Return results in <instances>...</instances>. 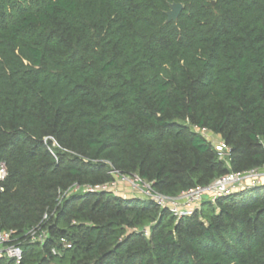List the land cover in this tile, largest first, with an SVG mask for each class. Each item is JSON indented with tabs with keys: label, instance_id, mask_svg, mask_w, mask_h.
<instances>
[{
	"label": "trees",
	"instance_id": "trees-1",
	"mask_svg": "<svg viewBox=\"0 0 264 264\" xmlns=\"http://www.w3.org/2000/svg\"><path fill=\"white\" fill-rule=\"evenodd\" d=\"M2 161L20 264H264V184L179 218L112 188L68 194L111 170L177 196L262 167L264 0H0Z\"/></svg>",
	"mask_w": 264,
	"mask_h": 264
},
{
	"label": "built area",
	"instance_id": "built-area-1",
	"mask_svg": "<svg viewBox=\"0 0 264 264\" xmlns=\"http://www.w3.org/2000/svg\"><path fill=\"white\" fill-rule=\"evenodd\" d=\"M214 147L220 153L226 154L229 147L224 143L214 144ZM114 176V181L101 186H84L86 190L92 191L99 188L115 189L117 182H126V184L140 198H145L153 201L159 208H168L170 213L179 218L184 215L191 214L196 209V202L199 206L202 201L210 200L215 202L218 197L226 196L230 193L241 191L250 187H255L264 184V165L259 168H253L245 171L230 172L223 176L217 177L206 186H196L183 190L174 196H165L160 192L155 191L152 183L142 179L138 174H122L115 170H111ZM8 171L5 162H0V182L7 177ZM80 187V186H76ZM198 208V206H197ZM30 239L33 242L42 243L46 237V231L42 229H32L29 231ZM11 231H0V257H7L14 261L15 264H20L23 259V250L18 244L10 243ZM60 242L66 243L65 239H60ZM55 252V249L52 248Z\"/></svg>",
	"mask_w": 264,
	"mask_h": 264
},
{
	"label": "rangeland",
	"instance_id": "rangeland-1",
	"mask_svg": "<svg viewBox=\"0 0 264 264\" xmlns=\"http://www.w3.org/2000/svg\"><path fill=\"white\" fill-rule=\"evenodd\" d=\"M192 129L199 132L207 141L211 142L212 144L217 145V144H221V142H222V140L219 138L218 135H216L210 131L197 129L195 127H192ZM56 146H57V144H56V142H54L51 149H53ZM83 187L84 186L74 187L72 189V191H70L68 194L73 193V192L76 193V192L84 191L85 188H83ZM115 190H116L115 192H117L118 194L131 195V196H136V197H138L136 194L142 195V193L141 194L140 193L135 194L134 191L126 184V182H121V181L116 183ZM155 191H157V190H155ZM157 192H159V191H157ZM165 196L168 197V195H165ZM62 197H63V195H61V198ZM174 197H176V196H174ZM195 204H196V208H197V206L199 207L198 202H196ZM48 218H49V216H46L45 220ZM61 243L64 245L63 242H61Z\"/></svg>",
	"mask_w": 264,
	"mask_h": 264
},
{
	"label": "water",
	"instance_id": "water-1",
	"mask_svg": "<svg viewBox=\"0 0 264 264\" xmlns=\"http://www.w3.org/2000/svg\"><path fill=\"white\" fill-rule=\"evenodd\" d=\"M183 8V4L179 2H172L169 4V10L165 12L166 23L177 22L178 16Z\"/></svg>",
	"mask_w": 264,
	"mask_h": 264
}]
</instances>
